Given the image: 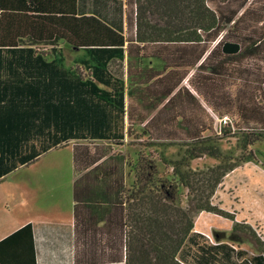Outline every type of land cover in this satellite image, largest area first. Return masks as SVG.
I'll return each mask as SVG.
<instances>
[{"label": "crops", "instance_id": "crops-1", "mask_svg": "<svg viewBox=\"0 0 264 264\" xmlns=\"http://www.w3.org/2000/svg\"><path fill=\"white\" fill-rule=\"evenodd\" d=\"M94 1L103 10L96 8ZM129 1L135 0H124V31L133 35L126 19L127 15L132 16ZM114 7V0H0V32L13 34L12 39L17 34L31 32L46 39L52 33L50 18L53 16H63L75 8L77 16L87 12L88 16L121 19L122 11L119 9L114 14ZM247 10L251 12L241 20L240 33L264 31V0H248L238 18ZM22 38L0 47V242L31 224L36 264H126V204L118 202L114 193L111 196L109 183L104 199H97L98 190L89 188L88 193L82 186L80 199L76 200L75 185L85 173L76 175L74 149L80 145L114 148L111 140L123 135L126 142L131 138L129 129L131 136H146L147 122L171 98L165 96V76L183 72L187 52L174 43H146L135 39L125 41L123 46L101 49L74 48L64 40L33 41L28 35ZM253 44L257 46L259 41ZM210 53L208 50L202 60ZM194 60L197 59L191 61ZM191 66L194 67L178 90L190 88L213 128L219 127L223 118L243 122L242 115L245 116L248 100L253 97L248 85V82L252 84V76L246 69L242 67L236 73H229L221 94L223 100L214 101L209 82L196 83L200 88L197 92L191 87L189 79L201 63ZM200 69L204 74L209 72V69ZM163 77L165 81H161ZM221 104V109L215 107ZM67 150L70 152L66 158L70 163L67 169L44 170L39 176L41 186L51 196L57 194L58 200L35 202L32 198L35 188L30 185L33 178L22 172L43 163L57 164ZM247 164L264 173L262 165ZM245 178L239 177L238 182L245 183ZM257 190L259 185L251 181L239 195L254 200ZM63 193L66 202L59 201ZM85 196L92 199L85 200ZM201 214L180 253L183 263H262L254 258L259 253L251 244L239 246L229 239L220 241L219 236L215 237V232L232 231L231 220L222 217L227 221L225 225L223 221L205 218L198 227ZM245 223L252 225L249 221Z\"/></svg>", "mask_w": 264, "mask_h": 264}, {"label": "trees", "instance_id": "trees-1", "mask_svg": "<svg viewBox=\"0 0 264 264\" xmlns=\"http://www.w3.org/2000/svg\"><path fill=\"white\" fill-rule=\"evenodd\" d=\"M114 1L113 12L118 14L120 9L121 19L119 16H105L104 19L94 14L88 16L87 12L77 16L76 9L71 8L67 10L68 14L50 18L52 33L46 39L34 32L17 34L13 39V34L0 32V47L9 46L11 41L17 43L28 35L33 41L64 40L74 48L108 49L123 46L125 41L135 39L146 43H174L187 52L183 72L165 76V96L171 97L168 104L146 125V135L150 138L144 139L146 147L163 149L160 153L161 163L153 159L151 153L146 156L141 154L136 163L124 159L125 166H133L135 176L132 189L127 191L129 194L119 197L122 194L117 193L119 166L111 163V159L121 155L116 154L115 149L125 145V136L111 140L113 152H98L97 145L76 146L75 172L78 176L85 173L76 182V200L80 199L82 186L88 193L89 188L98 190V193L102 190L105 196L109 183L111 196L114 193L118 202L126 204V264H185L179 256L190 240L196 219L202 212L231 220L234 223L231 240L251 244L259 253L254 258L264 264V241L257 237L253 227L237 222L232 214L214 203L218 190L229 174L247 163L259 162L254 148L264 144V82L259 73L247 72L252 76V84L248 82V85L251 86L253 97L248 100L250 104L245 116L242 115L243 122L223 118L221 121L225 119L227 123L219 124L221 132L216 134H206L215 127L202 118L207 112L198 104L190 88L178 90L190 74L191 67H194L191 65L201 63L200 68L209 69V72L204 74L198 68L189 79L191 87L197 92L200 88L195 84L207 81L212 100L221 101L228 74L236 73L242 67L247 71L249 60L260 62L264 31L250 33L252 36L242 41H237L235 36L244 34L240 33L238 26L251 10H247L241 18L238 16L248 0L129 1L128 8L132 10V16L127 15L126 19L133 35L124 31V0ZM92 3L96 8L100 7L99 2ZM214 3L216 8L211 6ZM100 8L103 10L104 7ZM258 41L259 44L254 46L253 43ZM208 50L211 53L202 60ZM192 58L197 60L191 61ZM165 77L161 81H165ZM215 107L221 109L223 105ZM148 119L146 117V121ZM128 133L131 138H137L138 134L131 136L130 129ZM140 137L146 138L143 135ZM226 139L236 140L235 148H225ZM171 147L177 148L173 158L165 152ZM206 159L214 163L194 167L195 161ZM160 165L171 169L172 173L166 172L161 177ZM123 184V180L119 179V185ZM88 197L85 196V200L92 199ZM96 197L102 199L99 195ZM216 236H219L218 233ZM0 264H36L31 224L0 242Z\"/></svg>", "mask_w": 264, "mask_h": 264}, {"label": "rangeland", "instance_id": "rangeland-1", "mask_svg": "<svg viewBox=\"0 0 264 264\" xmlns=\"http://www.w3.org/2000/svg\"><path fill=\"white\" fill-rule=\"evenodd\" d=\"M212 7L216 8V4L214 3L211 4ZM220 7L223 9V6L220 5ZM249 35L252 36V34H241V35H235L237 41H242L244 40V38L248 39ZM256 37H259L258 35ZM263 38H264V33H263ZM262 56L260 57V62L258 61H251L249 60V62H247V72L248 73H259V75L262 78V81L264 82V41H263V45H262ZM202 118L207 121V115L203 114ZM219 124H223V121H219ZM247 125V124H246ZM247 126H251V125H247ZM214 131V132H213ZM221 129L220 127L215 128L213 130H211V132H208L206 134H213V133H220ZM139 137V134L136 137H132V138H127V141L125 142L124 146L118 147L115 149V153L116 154H121L119 155V157H114L113 159H111V163L113 164H118V177H117V181H118V190L117 193H122L121 195H119V197H125L126 195H128L129 193L127 192L128 190L132 189L133 186V182H134V170L132 169L133 166H125L124 165V159L128 158L129 160H132L134 163H136L138 157L143 154L144 156H146V154H150L151 156H153V159H157L159 164L160 162V153L162 152L163 149H159L157 147H151L148 148L146 147V142L145 140H150L149 136L146 135L145 137ZM145 139V140H144ZM144 140V141H143ZM225 144V148L229 149L231 147L235 148L236 145V140L234 139H226L224 141ZM96 151L98 152H113L112 146L111 145H102V146H97L96 147ZM101 150V151H100ZM255 153L258 156L259 162L258 165H262V167H264V144L262 145H258L257 147L254 148ZM166 154L168 155V157H175V154L177 152V148L176 147H171L169 148L167 151H165ZM63 157L57 162V164H50L48 165L47 163H43L42 165H40L38 168L33 169L31 171H24L22 172V174H26V175H30L33 178L34 182H30V185L33 186L35 188V194L32 196V192H31V196L32 198L35 200V202L41 201V202H48V201H52L55 202L58 200L57 198V194H54V196H51L48 193L47 189H44L43 186H41V180H40V175L42 174V172L44 170H50V171H55L57 172L58 169L57 168H63V169H67L70 165L69 161L66 160V158H68L70 156V152L69 150L64 151L62 153ZM205 163L208 164H213L214 161L206 159V160H199V161H195L193 163L194 167L197 166H202ZM160 170V176L164 177L166 172L168 174L172 173V170H168L167 168L165 169V167L163 165H160L159 167ZM38 172L37 175H34ZM120 174V175H119ZM123 174V176H122ZM127 175V176H126ZM239 177H246L245 178V183L238 182ZM264 173H262V171L256 167H254L252 164H246V166L241 167L236 174L232 175V177L226 179V181L223 183V185L220 187V189L218 190L215 199H214V203L216 205H218L220 208H222L224 211L232 214L235 219H241L243 221H238V222H251L253 227V231L255 232V234L257 235V237L261 238L262 241H264V188H262L264 186ZM119 179L123 180V186L119 185ZM253 181L254 183L259 185V190H257V194L258 196L255 194V198L254 200H249L248 197H244L243 195H239V191L243 188H245L246 184H248L249 182ZM102 188V187H101ZM104 195V192L101 190L100 193V197H102ZM103 199V197H102ZM59 201L61 202H66L67 199L65 197V194L63 193V197L59 199ZM248 203H250L251 205H249ZM205 218H209L212 220L217 219L220 221H223V224H227L226 219L222 218L221 216H216L215 214H210V213H205L203 212V214H201V218L199 219L197 226L199 227L201 223H203V219ZM218 233L220 241L229 239L231 240V232L230 233H226V232H215V237L216 234ZM212 240H215V238H210ZM233 242V241H232ZM237 245H244L245 242H234ZM253 249V247H252Z\"/></svg>", "mask_w": 264, "mask_h": 264}, {"label": "built area", "instance_id": "built-area-1", "mask_svg": "<svg viewBox=\"0 0 264 264\" xmlns=\"http://www.w3.org/2000/svg\"><path fill=\"white\" fill-rule=\"evenodd\" d=\"M222 121H223V123H227V120H225V119H224V120H222Z\"/></svg>", "mask_w": 264, "mask_h": 264}]
</instances>
